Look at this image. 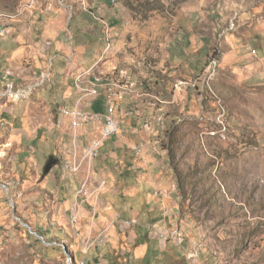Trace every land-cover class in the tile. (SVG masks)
<instances>
[{
    "label": "rangeland",
    "instance_id": "1",
    "mask_svg": "<svg viewBox=\"0 0 264 264\" xmlns=\"http://www.w3.org/2000/svg\"><path fill=\"white\" fill-rule=\"evenodd\" d=\"M10 25L39 35L0 53V264H143L136 234L156 264H264V0H0V50ZM85 73L120 122L93 159Z\"/></svg>",
    "mask_w": 264,
    "mask_h": 264
},
{
    "label": "built area",
    "instance_id": "2",
    "mask_svg": "<svg viewBox=\"0 0 264 264\" xmlns=\"http://www.w3.org/2000/svg\"><path fill=\"white\" fill-rule=\"evenodd\" d=\"M85 85H89V79H80L79 85L75 88L78 92V105L70 111L65 110V113L70 114L72 120H76L75 128H87L91 122H96V126L94 127L95 129L93 128L95 133L87 139L85 151V158L93 159L99 155L106 140L119 133L120 124L115 123V119L112 117V112H109V102L108 107L103 114L82 106L83 101H87ZM77 218L78 217L76 215L74 220L76 221ZM137 223V217L124 220V224L127 226H133ZM103 237H105L104 233Z\"/></svg>",
    "mask_w": 264,
    "mask_h": 264
},
{
    "label": "crops",
    "instance_id": "3",
    "mask_svg": "<svg viewBox=\"0 0 264 264\" xmlns=\"http://www.w3.org/2000/svg\"><path fill=\"white\" fill-rule=\"evenodd\" d=\"M13 27L14 26H9L7 28L8 30V34L5 35V46L6 48L4 49H1L0 50V53L5 54V57L8 58L9 60V63L6 65L7 68H9L11 62H13V60L15 58H17L18 56H20L21 54H23L25 51H27V46L24 45V40L25 39H33L35 37H38V32L37 34H34V33H28V32H22V34H16L14 33V30H13ZM44 33H46V31H44ZM6 41L9 43L7 44ZM16 45V47H14ZM1 55V54H0ZM40 64V63H39ZM75 85H74V89H75ZM77 92V91H75ZM77 94V97H78V92L76 93ZM77 99V98H76ZM88 102H90V100L88 99L87 100ZM87 101H83L87 103ZM89 108V107H88ZM91 109V108H90ZM1 205V204H0ZM3 210H0V217H1V214H2ZM117 214V213H114V215ZM107 217L105 216H102L100 217V219L95 222V223H92L91 226L88 228L89 230L92 229V227H95V229H99L101 227V225H108L109 226V232H110V235L111 237L109 238V242H107V246L114 249V244H115V239H120V234L117 232V227L115 225H112V223L109 221L110 220V216H113V213L111 214H108L107 213ZM111 223V225H110ZM134 233H139L137 232L136 230H134ZM137 238V240L139 241L140 245L137 247L136 251H135V255H137V258L140 257V260H142V263L146 264V262L149 261V264H156V262H152L151 260H149V258H145L144 255H146L147 253V249L149 247V244L147 241H143L141 240L142 238L140 236H138L136 234V236L134 237V239ZM110 252V251H109ZM94 261H92L90 264H97L96 260L93 259ZM110 261V259H107V263ZM146 261V262H145Z\"/></svg>",
    "mask_w": 264,
    "mask_h": 264
},
{
    "label": "bare ground",
    "instance_id": "4",
    "mask_svg": "<svg viewBox=\"0 0 264 264\" xmlns=\"http://www.w3.org/2000/svg\"><path fill=\"white\" fill-rule=\"evenodd\" d=\"M80 79H89V85H85V92H87V96L99 94L102 89L107 88L109 85L112 84V80H108L103 76L85 73V74H80L76 77L75 80L76 87L79 85ZM109 112H112V117L115 119V123L120 124L119 119L117 118L113 107L109 108ZM86 144L84 145L83 148L84 157L86 151ZM77 264H87V262L85 260H82L80 263Z\"/></svg>",
    "mask_w": 264,
    "mask_h": 264
},
{
    "label": "water",
    "instance_id": "5",
    "mask_svg": "<svg viewBox=\"0 0 264 264\" xmlns=\"http://www.w3.org/2000/svg\"><path fill=\"white\" fill-rule=\"evenodd\" d=\"M56 160L52 158L45 166V173L49 172L52 166L55 164Z\"/></svg>",
    "mask_w": 264,
    "mask_h": 264
}]
</instances>
